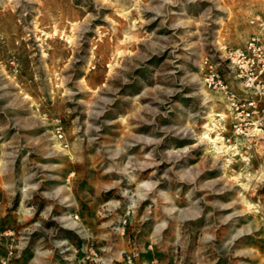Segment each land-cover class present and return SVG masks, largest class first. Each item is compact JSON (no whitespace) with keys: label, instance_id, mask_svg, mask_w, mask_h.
Returning a JSON list of instances; mask_svg holds the SVG:
<instances>
[{"label":"rangeland","instance_id":"rangeland-1","mask_svg":"<svg viewBox=\"0 0 264 264\" xmlns=\"http://www.w3.org/2000/svg\"><path fill=\"white\" fill-rule=\"evenodd\" d=\"M251 37L264 0H0V264H264V130L202 85Z\"/></svg>","mask_w":264,"mask_h":264},{"label":"built area","instance_id":"built-area-1","mask_svg":"<svg viewBox=\"0 0 264 264\" xmlns=\"http://www.w3.org/2000/svg\"><path fill=\"white\" fill-rule=\"evenodd\" d=\"M223 61L234 74L239 91L225 82L218 65L208 58L203 61L202 85L222 97L232 136L252 137L264 130V42L251 37L241 47L224 49Z\"/></svg>","mask_w":264,"mask_h":264},{"label":"bare ground","instance_id":"bare-ground-1","mask_svg":"<svg viewBox=\"0 0 264 264\" xmlns=\"http://www.w3.org/2000/svg\"><path fill=\"white\" fill-rule=\"evenodd\" d=\"M211 142L214 143L215 145H218L217 147L214 146V147H216V148L218 149V151H219L220 149H221V150H222V149H225V146L223 145V139L216 137V138L213 139ZM217 149H216V150H217Z\"/></svg>","mask_w":264,"mask_h":264}]
</instances>
